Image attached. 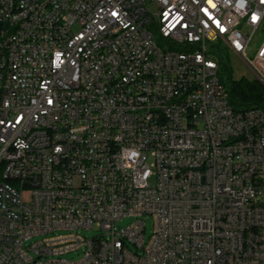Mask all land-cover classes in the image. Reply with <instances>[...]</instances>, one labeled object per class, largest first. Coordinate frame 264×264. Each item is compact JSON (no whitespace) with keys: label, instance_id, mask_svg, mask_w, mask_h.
I'll use <instances>...</instances> for the list:
<instances>
[{"label":"built area","instance_id":"1","mask_svg":"<svg viewBox=\"0 0 264 264\" xmlns=\"http://www.w3.org/2000/svg\"><path fill=\"white\" fill-rule=\"evenodd\" d=\"M261 14L264 0H0V264H264V111H235L219 80L232 53L264 85V40L246 56ZM5 141L27 152L3 161Z\"/></svg>","mask_w":264,"mask_h":264},{"label":"trees","instance_id":"2","mask_svg":"<svg viewBox=\"0 0 264 264\" xmlns=\"http://www.w3.org/2000/svg\"><path fill=\"white\" fill-rule=\"evenodd\" d=\"M232 69L220 58L219 80L226 87L229 102L235 111L260 109L264 111V85L258 80H235Z\"/></svg>","mask_w":264,"mask_h":264},{"label":"bare ground","instance_id":"3","mask_svg":"<svg viewBox=\"0 0 264 264\" xmlns=\"http://www.w3.org/2000/svg\"><path fill=\"white\" fill-rule=\"evenodd\" d=\"M264 27V14L258 17V28L255 32L263 29ZM51 123H42L38 126V134H50ZM113 146H120L119 136H112ZM27 152V142L22 141H5L3 142L2 158L3 161H11L16 153ZM175 155L184 156V144L175 145ZM0 174H2V163H0ZM3 190L9 194H14L17 200H24V197H34V188H20L17 191L16 182L3 181ZM258 250H264V243H258Z\"/></svg>","mask_w":264,"mask_h":264},{"label":"rangeland","instance_id":"4","mask_svg":"<svg viewBox=\"0 0 264 264\" xmlns=\"http://www.w3.org/2000/svg\"><path fill=\"white\" fill-rule=\"evenodd\" d=\"M264 40V27L263 29H260L259 31L255 32L254 35H252L250 44L247 50V58L254 59L257 53V50L260 48L261 43ZM226 61L228 62L230 68L232 69V75L235 80L240 79H247V80H254L255 76L253 72L248 68V66L236 55L234 54H227L226 55ZM132 223L130 218H125L122 220H119L117 222V227H126L129 226ZM146 235L149 237L151 235V232L153 230V222L150 217H147L146 219ZM80 235L87 237V238H96L100 236V232L98 230H81ZM81 255V253L79 254ZM67 259H78L79 256L77 253H72L66 256Z\"/></svg>","mask_w":264,"mask_h":264}]
</instances>
